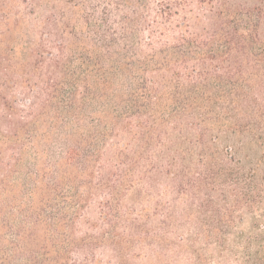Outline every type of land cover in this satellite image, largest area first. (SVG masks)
<instances>
[{
    "label": "trees",
    "instance_id": "16d2710c",
    "mask_svg": "<svg viewBox=\"0 0 264 264\" xmlns=\"http://www.w3.org/2000/svg\"><path fill=\"white\" fill-rule=\"evenodd\" d=\"M136 172L219 184L264 264V0H0V264H89L82 213Z\"/></svg>",
    "mask_w": 264,
    "mask_h": 264
},
{
    "label": "rangeland",
    "instance_id": "374dc122",
    "mask_svg": "<svg viewBox=\"0 0 264 264\" xmlns=\"http://www.w3.org/2000/svg\"><path fill=\"white\" fill-rule=\"evenodd\" d=\"M58 151L52 147L50 164ZM164 182L143 181L136 172L120 195L95 196L75 233L76 239L105 237L89 264H245L248 247L239 237L250 230L252 218L235 196L223 195L219 184L177 194ZM83 262L76 256L77 264Z\"/></svg>",
    "mask_w": 264,
    "mask_h": 264
}]
</instances>
